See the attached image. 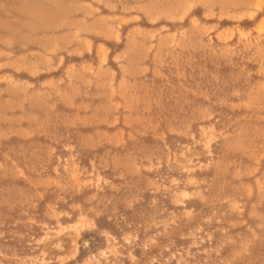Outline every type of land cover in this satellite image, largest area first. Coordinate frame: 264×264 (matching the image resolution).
<instances>
[{
    "label": "rangeland",
    "instance_id": "1",
    "mask_svg": "<svg viewBox=\"0 0 264 264\" xmlns=\"http://www.w3.org/2000/svg\"><path fill=\"white\" fill-rule=\"evenodd\" d=\"M0 264H264V0H0Z\"/></svg>",
    "mask_w": 264,
    "mask_h": 264
}]
</instances>
